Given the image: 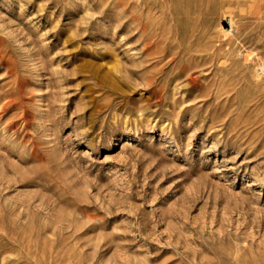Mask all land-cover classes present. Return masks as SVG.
Returning a JSON list of instances; mask_svg holds the SVG:
<instances>
[{"label":"rangeland","instance_id":"rangeland-1","mask_svg":"<svg viewBox=\"0 0 264 264\" xmlns=\"http://www.w3.org/2000/svg\"><path fill=\"white\" fill-rule=\"evenodd\" d=\"M0 264H264V0H0Z\"/></svg>","mask_w":264,"mask_h":264},{"label":"bare ground","instance_id":"bare-ground-1","mask_svg":"<svg viewBox=\"0 0 264 264\" xmlns=\"http://www.w3.org/2000/svg\"><path fill=\"white\" fill-rule=\"evenodd\" d=\"M263 68V67H262Z\"/></svg>","mask_w":264,"mask_h":264}]
</instances>
